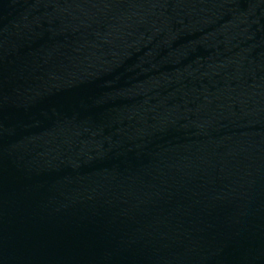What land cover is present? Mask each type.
<instances>
[{"label": "water", "instance_id": "1", "mask_svg": "<svg viewBox=\"0 0 264 264\" xmlns=\"http://www.w3.org/2000/svg\"><path fill=\"white\" fill-rule=\"evenodd\" d=\"M179 0H0V264H148Z\"/></svg>", "mask_w": 264, "mask_h": 264}]
</instances>
